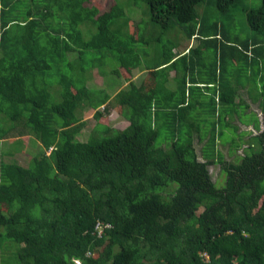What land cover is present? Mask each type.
Returning a JSON list of instances; mask_svg holds the SVG:
<instances>
[{
    "label": "trees",
    "instance_id": "16d2710c",
    "mask_svg": "<svg viewBox=\"0 0 264 264\" xmlns=\"http://www.w3.org/2000/svg\"><path fill=\"white\" fill-rule=\"evenodd\" d=\"M85 1L0 0V142L12 141L0 144V250L13 248L0 264H264V0L246 8L242 37L205 11L199 19L205 0ZM140 1L150 23L179 25L194 44L149 51L125 11ZM239 1L214 3L231 21ZM121 78L131 79L115 91ZM250 102L262 111L248 145L257 148L227 161L216 146L242 144L223 137L239 133L235 120L251 123L241 116ZM87 107L95 124L79 139ZM111 112L128 125H108Z\"/></svg>",
    "mask_w": 264,
    "mask_h": 264
},
{
    "label": "rangeland",
    "instance_id": "374dc122",
    "mask_svg": "<svg viewBox=\"0 0 264 264\" xmlns=\"http://www.w3.org/2000/svg\"><path fill=\"white\" fill-rule=\"evenodd\" d=\"M128 0H118V2L120 4H126ZM215 0H205L204 2L196 5V10L197 13L199 14V19H202L203 17H201V15L203 14L204 16V11L206 12L205 16L207 19H209V21L211 22L212 20H216L217 21H222L225 25L230 24L231 30L230 32L233 34H240V37H242L243 35H245L246 33H248L249 27L246 21V8H255L258 7L261 4V0H240L238 5L234 8L233 12H232V16H233V20H227L226 17H224L223 15H221L215 6L214 3ZM113 3L112 0H87L85 1L83 4H87V5H95L97 7H99L100 10H107L109 9V7L111 6V4ZM143 2L140 1V4H142ZM33 6V5H32ZM125 11L132 15V17L137 21L138 19H140V23L142 24V26L140 25V28H142V35L145 39H149L151 41V44L148 47L149 51H153V50H161V53L163 51L162 45H173L174 43H179V42H186L188 40V38L186 39V36L184 34L183 28L181 29L179 25L175 26L174 31L173 30H165L163 29L160 25L157 24H152L149 21V16H148V8L146 6L145 3H143L142 5L139 6H135L134 9L133 8H125ZM147 14V17H145V15ZM23 16V15H22ZM145 20H144V19ZM147 22L148 25H146L145 23ZM177 24H179V22H175ZM83 27L86 26L85 24L82 25ZM94 26V25H93ZM81 27V25H80ZM96 30V29H95ZM95 30L93 32H95ZM146 31V33L144 34V32ZM86 36H90V33ZM159 39V40H158ZM195 39H191L189 41V43L194 44ZM197 44V43H196ZM178 50V49H177ZM213 58V54L212 52H203L202 53V60L203 62H209L211 61ZM143 61H149L151 60L149 57H142ZM116 64V63H115ZM144 65L143 63L141 64L140 68H142ZM256 66L255 65L253 67V74H250L249 76H255V71H256ZM111 65H109L106 69H110ZM149 72H147V70H145L144 68L142 69H136L135 70V74H137V76H145L147 75ZM263 74V78L264 79V73ZM170 78V76H169ZM264 81V80H263ZM110 78L107 76L104 77V75H100V74H95V78L93 80V83H97L98 85H102V86H106V84H110ZM125 84L123 82L122 79L118 80L115 84V91L119 89V87ZM254 83V82H253ZM245 95V94H244ZM246 96V95H245ZM251 107H249L251 110H246L240 111V113L242 112L243 114L241 115L242 118H246L249 119L251 123L248 122H241L239 123L237 120L234 121V124L238 125V129H239V133L233 132V131H229L227 134H224L223 139H228L230 142H237L239 140L240 136H243L242 139L243 141L241 142L242 144L237 148V149H229V143L226 142L225 144H220L219 140H216V143L218 144L216 146V148L220 149L222 151V155H223V159L227 160V161H235V159L237 157H239V155H237L238 153L243 154L244 153H250L253 150H255L257 147H250L249 142L252 141V138L250 140V135H254L257 134L259 132V130H261L263 128L262 125V111L260 109V105H258L257 103H252L250 102ZM100 109H102V107H100ZM257 115H256V113ZM80 112V111H79ZM93 113V109L87 107L85 109H82V111L80 112L81 116L83 117L84 120L87 121L86 126L83 127L82 129V133L81 136H79V139H84L86 137V135L89 133L90 128L95 124V119L92 116ZM249 114V115H248ZM258 116V117H257ZM109 120L111 121L110 124L112 127L116 128V129H124L127 125H128V121H126L124 118H122L120 115H118L117 113H113L111 112L108 115ZM258 118L260 119V128L259 130L256 129L254 127V123L255 120H258ZM206 129L209 128V124L206 123L203 125ZM244 130V131H241ZM249 131V132H248ZM204 132V131H203ZM232 137H234V141L232 140ZM22 140L26 141V137L22 136L20 137ZM32 141V140H31ZM30 141L28 140L27 142H24V144H29ZM1 149L5 150L7 147H10L12 144V141H10L9 139H3L1 142ZM195 149L198 155V158L200 160H205V154H204V149L203 144L197 142V140L195 139ZM238 145V144H237ZM29 146V145H28ZM248 146V147H247ZM205 148H208V146H206ZM17 160L26 165L29 159V154L26 150L25 151H20V152H16L15 154ZM241 159V158H240ZM239 158L236 159V162L240 161ZM208 170L209 173L211 175V178L213 179V181H215V183H224L225 182V174H224V179L223 176H221V168H220V164L215 163L214 165H209L208 166ZM12 249L13 248H9V247H5L3 246L0 250V260H7L9 261L8 257L9 256H13L12 253Z\"/></svg>",
    "mask_w": 264,
    "mask_h": 264
},
{
    "label": "crops",
    "instance_id": "0c3cea01",
    "mask_svg": "<svg viewBox=\"0 0 264 264\" xmlns=\"http://www.w3.org/2000/svg\"><path fill=\"white\" fill-rule=\"evenodd\" d=\"M190 40L191 39L187 40L186 42L185 41L182 42L181 45L178 48V52L184 54L187 51V48H189L192 45L191 43H189ZM142 68H145V66H143ZM142 68H137V69H142ZM169 76H170V78L168 77V83H167V85L169 86V88H176V84H174V81H173L174 71H170ZM144 78H146V75L145 76H137V74H134L133 77H132V79L131 78L130 79L133 80V81H135L137 84H140L141 80H143ZM121 79L125 83L124 85L122 83V87L125 86V85H127L128 84V81H130V79H127V78H124V79L121 78ZM187 86H189L188 83H187Z\"/></svg>",
    "mask_w": 264,
    "mask_h": 264
}]
</instances>
